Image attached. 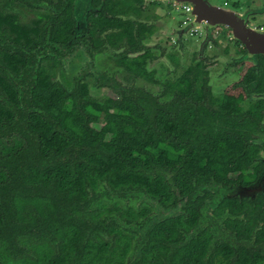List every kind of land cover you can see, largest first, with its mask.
Returning a JSON list of instances; mask_svg holds the SVG:
<instances>
[{
    "label": "trees",
    "instance_id": "16d2710c",
    "mask_svg": "<svg viewBox=\"0 0 264 264\" xmlns=\"http://www.w3.org/2000/svg\"><path fill=\"white\" fill-rule=\"evenodd\" d=\"M72 1L0 0V264L264 263L243 246L234 252L212 220L233 226L237 240L264 241L263 202L224 193L264 170L251 140L259 116L250 108L245 119L224 95L214 100L202 61L156 96L108 79L112 99L96 73L67 78L65 48L84 31L92 55L141 52L157 30L108 17L143 18L142 0L107 1L87 29L73 28ZM15 5L34 17L22 22ZM158 51L126 67L130 85L135 77L162 84L145 68ZM244 83L264 90V61ZM220 196L215 207L203 202Z\"/></svg>",
    "mask_w": 264,
    "mask_h": 264
},
{
    "label": "flooded vegetation",
    "instance_id": "af4514ba",
    "mask_svg": "<svg viewBox=\"0 0 264 264\" xmlns=\"http://www.w3.org/2000/svg\"><path fill=\"white\" fill-rule=\"evenodd\" d=\"M53 2L56 3L57 0H51ZM107 1H111L112 4H116L118 3V0H73L72 1V14H71V19H72V25L73 28L75 27H80L83 26L82 28L87 29L88 28V18L89 15L91 13H100L104 11V5ZM207 2L208 5L217 7L219 9L222 10H229V11H233L237 14L243 15L244 13H249L250 15L253 14V12L256 13V15H252L247 17V21H246V28H248L249 30H253V31H258V32H262L264 33V27L263 26H256V20L257 17L259 16L260 18L264 17V9L263 7L261 8H249L251 5H255V0H250V1H244V0H233L231 2V0H222V7L220 5H212L210 2L212 0H205ZM143 5L141 6V11L140 14L143 15V18H136V13L133 10H130L127 14H113L108 15V17H112V19H117V20H121L123 22H141L143 24H145L144 19L147 18V14L145 11V6H149L150 4H152L153 6H159L161 3H166L168 4L170 11L171 9L174 10V13H177L179 15H183L186 16V20H183L180 24V28L179 29H175L174 32L179 34V37H183L184 36V30L185 28H187L188 26L191 25H195V16H191V12L193 11V8L191 5L188 4H181V3H176L174 1L171 0H142ZM186 5L188 6V11H183L182 6ZM244 6V7H243ZM227 7L229 9H227ZM16 10H18L19 14H20V18L22 22H28L32 17H34V10L23 7V6H19V5H15ZM80 11V13H78ZM173 13V14H174ZM170 16H172V14H169ZM255 22V23H254ZM190 23V24H188ZM254 23V24H253ZM201 24H204L205 27L207 25V23L205 21H202L199 23L200 26ZM250 24H253L255 27L251 28L249 27ZM148 26H152V25H148ZM155 27V26H153ZM157 28V27H155ZM200 27H196V32H194V34H192V36H195L197 34V31L199 30ZM84 29V30H85ZM158 30V28H157ZM156 30V31H157ZM218 30H224L223 33V40H224V48L220 49V53L221 55L216 56L213 55L214 52L213 50H219V43L216 40H213L210 37L203 39V42L201 43L200 46V50L203 51L204 54V58H202V56L200 55L201 52H199V47H197V58L194 59L195 55L193 54V58H192V62L188 65V66H184L182 63H185V59L183 60V58H178V54L175 56L173 55V51H170L169 53L166 52V48L162 47L161 45H156L153 48H147V41H150L151 39H153L154 34L152 37L146 39V41L144 42V50H142L141 52H127L129 51L128 47H121L119 50H110V51H105V50H101L99 52L95 51L92 55L89 54V52L87 51V49L85 48V46L83 45V41L82 38L86 37L87 31L85 33V31L83 32L84 34L81 35V37L76 38V39H80L79 41L73 39L72 41L75 42H79L77 44H69V48L68 45L66 46L67 48H65V54L68 55L67 58L65 59L64 63H63V72L64 70H66V67L68 68V63H70V61H76L78 60L76 58V56L80 57L81 59L80 64H82V68L80 70H78L77 72H75L72 77H75L77 74H79L80 72H84L87 73L90 76L88 77V80L93 78L95 76V73L98 74L100 77H104V81H108L109 79V83L106 82L104 83L102 89L100 90V92H102L105 96L110 97L108 95L105 94V90H108L109 92H111V94L113 96H111L110 98L115 99L117 97L116 93H114L112 91L111 88H109L108 84H117L120 87H126V86H130L133 88H139L141 90H143L144 92L151 94L153 96H156L158 91L162 88L167 87L168 85L164 84V81H162V84H150L151 89L148 88L147 85H149V83H147L146 81H144V79H141L139 77H135L134 79L130 80L131 85L127 82V78L128 76L131 77V74H129V72L126 70V67L131 63L132 60L138 58L139 56L143 55L146 53L147 50L150 51H155L158 48V53L154 54L156 56H154L153 59H147L146 61V70H148V65L151 62H157L161 59H169V61H171V63L173 64L174 67H178V66H182V70H180V75H182V73L184 71H186L189 67L194 66L197 62H201L203 63V65H205L209 71V87L211 89L212 92V98H214L215 100V96L218 95H214L215 92L213 91L211 85H210V69L213 68L215 65H217V61L221 58V56H224V58H230L233 57V64L236 65L234 66L233 64L230 65V68H234L232 71H228L227 74H225V76L230 75V74H235L236 71H238V75L240 77V80L237 82L235 81L233 84L228 85V88L225 89V92L222 93V95H224V99L232 101V102H237L238 104H240V107L243 109L244 111V117L245 119L251 118L252 116L248 115V110L251 108V112L252 114H256L257 116H259V118H256V121H258V133L252 134V141H254L259 147H261L260 150V155L261 157L259 158V161L261 163V170L260 172L263 170V165H264V90L263 88H258V84L257 83H251L250 85L244 83V78L247 76L249 71H255L256 73L260 72V67L261 64L264 61V55L262 54H258V55H248V50L246 49V47H244L240 42H237L233 39L232 36V30L228 27H226L225 25H221L218 27ZM217 32V31H215ZM230 35V38L226 35L228 34ZM229 38V39H227ZM182 39V38H180ZM205 40V41H204ZM168 41V42H167ZM166 42V47L169 46V40H165ZM172 45H171V49H172ZM104 49V48H103ZM207 49L209 50L208 54H206L204 51L207 52ZM172 54L174 56V60H171L170 58H168V55ZM107 57L109 61H113L116 60L119 56H123L125 60H127V64L124 66L123 68V72H124V77H123V81L120 82L118 80H116L115 78V74H111L110 76L105 73V72H101L98 68H96L95 64H93L95 62V60L101 59V57ZM165 57V58H164ZM213 60L212 64H207L206 61L209 60ZM163 61V60H162ZM93 64V65H92ZM88 65H90L88 67ZM227 67V66H226ZM226 69H224L225 71ZM65 74V73H64ZM66 75V74H65ZM155 75V74H154ZM179 75V76H180ZM67 77V76H66ZM72 77H67V78H72ZM155 79V77H154ZM137 82H145V85L142 86L138 85ZM157 87V89H156ZM94 92L97 91L96 87H92L91 88ZM230 89V90H228ZM248 115V116H247ZM253 118V117H252ZM263 191L260 193H257L254 197L253 195H251V197H246L245 199H237L238 202H256L257 200H261V202H263V209H264V187L262 188ZM214 193L217 194V190L213 191ZM222 193V190L221 192ZM224 197V196H223ZM223 197H207L203 199L204 203H208V204H213V207L216 206V203L220 202L222 200ZM105 198V197H102ZM110 202L111 200L108 199ZM204 207V206H203ZM212 207V208H213ZM213 211V209L211 210ZM153 213H157V210H153ZM214 217V215H213ZM213 221H218L217 224L221 223V230L222 232H219V235H222L223 237L227 238L226 240L229 242H233L232 248L234 250V252L237 251V248L240 246H243L245 249H247L249 252L252 253H258L259 255H261L262 257H264V241L263 240H258L256 238H252L251 241L249 242V239L245 240V239H241V240H237L236 238L239 236L241 237V234L238 233V231L231 225H225L224 221L222 220V218H212ZM239 221H243V224H246V221L244 219H239ZM216 224V225H217ZM215 225V226H216ZM258 225V224H257ZM218 233V232H217ZM138 257L140 256L139 252H133L131 253L129 258L132 257ZM261 264H264L263 262H260Z\"/></svg>",
    "mask_w": 264,
    "mask_h": 264
},
{
    "label": "rangeland",
    "instance_id": "374dc122",
    "mask_svg": "<svg viewBox=\"0 0 264 264\" xmlns=\"http://www.w3.org/2000/svg\"><path fill=\"white\" fill-rule=\"evenodd\" d=\"M233 0H231L232 2ZM244 1H250V0H244ZM255 5H251L249 8H261L264 9V0H255ZM212 5H220L222 7V0H212L210 2ZM145 11L147 14V18L144 19V22L146 25H152L158 28V30L155 32L153 39L150 41H147V48H153L156 45H161L163 48L165 47L166 52L173 51V55L178 54V58L185 59V63H182L184 66H188L192 62L193 54L195 55L194 59L197 58V47H199V52H201L202 58H204L203 51L200 50L201 43L203 42L205 33H206V27L204 24H201L199 27V30L197 31V34L195 36H192L194 32H196L195 29L189 30L184 34L183 37H179L178 33H175V29H179L180 24L183 20H186V16L179 15L177 13H174V10L171 9L166 3H161L159 6H153L150 4L149 6H145ZM244 7V6H243ZM230 8V7H229ZM227 7V9H229ZM80 13V11H79ZM174 13V14H173ZM169 14H172L170 16ZM255 23V22H254ZM253 23V24H254ZM190 24V23H188ZM253 24H250L249 27L253 28L255 27ZM256 26H263L264 27V17L260 18L257 17ZM217 31V32H215ZM224 30H214V32L209 33L211 35V38L213 40H216L219 43V50H213L214 54L216 56L221 55L219 52L220 49L224 48V40L222 39ZM209 35V37H210ZM229 38V33L226 34ZM182 38V39H180ZM227 38V39H229ZM169 40V46L166 47L165 40ZM171 45L173 46L171 49ZM206 54H208L209 50L207 49V52L204 51ZM210 53V52H209ZM78 60L70 61L68 63V68L66 67V70H64V73L67 77H72V75L80 70L82 68V64H80V57L76 56ZM165 58V57H164ZM163 60V61H162ZM213 60L206 61L207 64H212ZM217 65H215L213 68L210 69V85L215 92L214 95H222L223 92H225V89L228 88V85L233 84L235 81H239L240 77L238 75V71H236L235 74H230L225 76V74L228 73V71H232L234 68H230V65H232L233 57L230 58H224V56H221V58L217 61ZM95 64L96 68H98L101 72H105L107 76L111 74H115L116 80L122 82L124 77L123 68L127 64V60L124 59L123 56H119L116 60L109 61L108 58L101 57V59L95 60L93 63ZM92 64V65H93ZM234 65V64H233ZM90 65H88L89 67ZM227 66V67H226ZM236 66V65H234ZM224 69H226L224 71ZM148 70L153 71L155 73V80H163L165 85H169L172 82H174L180 75V70H182V66L174 67L171 61L169 59H161L157 62H151L148 65ZM138 85L144 86L145 82H137ZM148 88L151 89L152 85H147ZM157 89V87H156ZM230 90V89H228ZM105 94L108 96H113L111 92L108 90H105ZM113 98V97H112ZM130 143L129 141H127ZM263 189L258 193L262 192ZM165 212L157 210L156 215L160 216L164 214ZM155 214V213H154Z\"/></svg>",
    "mask_w": 264,
    "mask_h": 264
},
{
    "label": "water",
    "instance_id": "95a60500",
    "mask_svg": "<svg viewBox=\"0 0 264 264\" xmlns=\"http://www.w3.org/2000/svg\"><path fill=\"white\" fill-rule=\"evenodd\" d=\"M176 3L191 5L193 11L191 16H195V25L188 26L185 28L184 33L196 29L199 27L200 22L205 21L206 33L205 38L209 37V33L212 34L214 30L218 29L219 26L225 25L232 30L233 39L240 42L248 50V55H264V33L249 30L246 28L247 17L249 13H244L243 15L237 14L233 11L222 10L217 7L208 5L205 0H171ZM79 13V12H78ZM249 14V15H248ZM252 15H256L253 12ZM80 28V27H79ZM211 36V35H210ZM205 41V40H204ZM264 187V170L260 175L256 183L250 185L249 187L242 186H231L227 188L224 193L230 198H246L253 197L261 191Z\"/></svg>",
    "mask_w": 264,
    "mask_h": 264
},
{
    "label": "built area",
    "instance_id": "2783aa9c",
    "mask_svg": "<svg viewBox=\"0 0 264 264\" xmlns=\"http://www.w3.org/2000/svg\"><path fill=\"white\" fill-rule=\"evenodd\" d=\"M182 9H183V11H185V12H186V11H188V6H186V5H183V6H182Z\"/></svg>",
    "mask_w": 264,
    "mask_h": 264
}]
</instances>
